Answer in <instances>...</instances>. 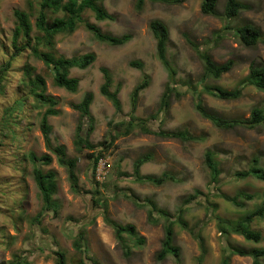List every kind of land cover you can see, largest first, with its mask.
Masks as SVG:
<instances>
[{
	"label": "rangeland",
	"instance_id": "374dc122",
	"mask_svg": "<svg viewBox=\"0 0 264 264\" xmlns=\"http://www.w3.org/2000/svg\"><path fill=\"white\" fill-rule=\"evenodd\" d=\"M201 1L186 0L180 5H167L147 0L138 11L135 8L136 0H103V7L114 16V20H96L90 11H86L84 17L102 32L117 36L127 33L131 39L123 45L112 46L98 41L83 26L72 34L57 35L52 50L57 56L95 54L94 62L87 68L70 69L69 75L79 79L76 92L55 86L52 69L33 57L27 49L14 57L0 83V264H7L15 255L26 257V264H55L54 251L58 249L66 252L69 259L67 264H72L71 260L79 256L72 247V235L80 230L85 231L87 255L97 259L100 264H195L199 247L192 231L200 233L204 240L206 254L202 264H219L223 253L230 251L231 246L245 250L264 248V216L250 223L252 229L261 233L259 242L247 241L241 235L228 231L227 225H224L227 232H220L223 223H218L215 218L237 220L264 203V180L235 176L236 171L248 169L254 157L259 158V166L264 170L263 126L259 125L256 129L217 128L194 110L195 98L191 91L180 99L171 98L168 110L158 112L167 72L155 53V39L148 28L150 20L158 19L168 27L167 57L176 69L179 90H187L185 82L188 81L197 84L198 90L204 88L201 81L202 63L185 35L201 48L208 49L215 61H235L233 68L220 79L204 82L210 86L232 89L245 78L251 61L257 58L264 61L263 43L245 47L227 31H223L224 36L215 42L216 31L222 28V19L202 14ZM242 1L252 8L241 12L232 25L251 23L264 33V0ZM224 2L217 0V14L222 13ZM27 8L28 0H0V66L14 53L11 44L13 10ZM31 21L34 23V16ZM131 60L142 61L143 68L130 66ZM25 64L33 66L35 72L44 77L46 93L57 100L55 108L58 113L48 117L52 126V143L64 145L67 155L77 159L78 192L70 189L67 171L58 165L54 156L53 161L43 167L57 174L58 190L54 197L60 208L55 216L52 212H45L38 222L33 218L41 210L42 202L31 175L32 164L24 155L29 151L38 155L48 152L39 128L45 107H38L31 97H27L26 101L31 105L24 106L26 90L20 86V78ZM100 67H107L111 72L114 82L111 90L120 85L118 98L122 111L119 114L111 101L99 91L102 83ZM145 74L150 82L140 93L135 116L145 119L152 130L185 129L199 136L200 140L159 137L137 128L127 135L113 133L115 125L109 126L108 121L117 123L127 120L131 91ZM86 92L93 94L89 108L93 127L88 135L90 143L96 150H101L104 147L99 143L113 138L111 146L103 150L104 156L94 173L85 155L86 150L78 151L74 146L76 128L82 118L71 103H78ZM200 98L210 111L227 118L248 117L252 108H264V91L253 86L245 87L241 97L235 100L217 99L204 91ZM16 100H20V104L13 109ZM82 124L83 131H86L89 123ZM206 149L213 150L219 161V182L214 186H209V174L204 163ZM147 153L152 157L142 165L141 174L159 176L167 171L177 181L162 185L133 181L130 175L133 161ZM194 190L201 193L189 197L195 195ZM239 191L253 195V199L245 200L242 207L234 206L220 196V192L235 195ZM125 193L137 196L140 203L148 199L154 201L173 219L177 217V210L183 208L182 218L187 224L186 228L174 224V244L179 248L177 261L172 255L161 261L156 260L155 254L161 247L164 235V220L154 213L158 222H149L150 207L138 206L124 197ZM188 197L190 199L185 202ZM96 198L106 200L107 214L111 219L121 224H133L138 233L144 236V245L131 247L129 257L123 254L112 228L103 221L100 205L94 204ZM85 261L91 264L87 259ZM230 264H252V259L250 256L233 255ZM260 264H264V257L260 258Z\"/></svg>",
	"mask_w": 264,
	"mask_h": 264
},
{
	"label": "trees",
	"instance_id": "16d2710c",
	"mask_svg": "<svg viewBox=\"0 0 264 264\" xmlns=\"http://www.w3.org/2000/svg\"><path fill=\"white\" fill-rule=\"evenodd\" d=\"M103 0H28L27 10L14 9V27L11 35V44L14 49L13 55L8 61L0 66V83L2 75L10 68L11 61L21 51L27 49L29 53L42 61L47 67L53 71V84L59 88H63L70 92H76L79 86V79L69 75L71 68L85 69L91 65L95 60V54L92 52L84 53L79 56L64 57L55 55L52 50L55 46L56 36L59 34H72L78 27L83 26L86 30L91 32L94 37L100 41L112 46H120L127 43L131 39V35L124 33L122 35H112L102 32L100 28L89 22L84 13L90 11L96 20H114V16L106 11L102 5ZM147 0H136L135 8L140 11ZM153 3H163L167 5H180L186 0H148ZM217 0H202L200 3V12L204 15L219 16L222 19V28L216 31L214 41L218 42L224 34L223 31L229 32L235 36L238 42L245 47H254L258 43L264 44V33L260 32L251 23H243L233 26L232 21L236 19L241 12L248 11L252 8L249 3L242 0H225L221 14L216 12ZM34 16V23L31 17ZM148 28L155 39V53L166 69L167 81L164 91L160 96L158 112H166L169 108L171 98L180 99L187 91L194 94V110L203 118L209 120L215 127L220 129H233L235 127H242L246 129H256L259 125L264 128V108L254 107L248 117H233L227 118L215 112L210 111L200 94L204 91L210 96L221 100H235L241 97L243 89L247 86H253L258 90L264 91V61L260 58L254 59L248 66V72L245 78L233 89L223 88L218 85L210 86L205 84L206 80H218L221 76L229 72L235 65V61L227 59L221 63L215 61L210 55L208 49L201 48L196 42L190 40L187 35L185 39L188 44L194 49L198 58L202 63L201 81L204 88L198 90V85L188 81L185 82L187 90H179L177 88L176 69L171 64L167 57V46L169 42V30L165 23L158 19L150 20ZM129 65L143 68V62L140 60H131ZM23 75L20 78V86L26 90L24 94V106L27 104V97L33 98L39 106H44L45 109L41 113L39 120V128L42 133L47 153L36 154L29 151L24 157L32 164L31 175L37 187L40 200L42 202L41 210L36 213L33 220L40 221L45 212H52L57 215L60 204L55 199L57 193V174L54 170H44L43 167L49 165L55 157L58 165L64 167L67 171V179L69 181L70 189L73 192H78V178L76 174L77 159L69 157L66 148L62 144H53L51 141L52 126L48 122L49 116H54L58 113L55 106L57 100L46 93V81L44 77L35 72V68L28 64L24 65L22 69ZM102 75V83L99 87L100 93L111 101L114 110L117 114L122 111V104L118 98L117 87L111 90L114 82L111 72L107 67H100ZM150 78L147 74L143 75L142 80L138 82L132 89L129 104L130 112L127 120H119L117 123L109 120L108 125L113 126V133L116 135H127L134 129H139L143 133L154 134L159 137L176 138L182 141H198L199 136L189 133L187 130L165 131L163 129L152 130L146 124V120L135 116L137 102L140 93L148 87ZM1 89V86H0ZM93 101L92 92H86L78 103H71V107L77 110L82 118V122H88V128L83 131L82 122L77 126L74 136V146L76 150H86V157L89 160L93 173L96 171L98 162L104 156V149L111 146L113 138H106L99 143L103 146L101 150H96V147L89 141V133L92 130L91 117L89 115V108ZM20 100H16L12 105L18 106ZM11 110H9L10 112ZM151 154H143L136 158L132 164L131 177L132 180L139 183H151L154 185H162L165 182H176L177 178L171 172H163L159 176L141 174V167L151 159ZM204 163L209 174V186L216 185L219 182L220 168L219 161L215 157V153L211 149H206L204 152ZM235 176L238 178H245L252 176L257 179L264 180V170L259 166V158L254 157L248 169L236 171ZM216 189V188H215ZM195 195L189 197L193 198L201 192L194 190ZM124 197L132 200L138 206L147 205L148 221L157 223L158 218L154 217L157 213L159 217L164 220L163 225V239L161 247L156 252L155 258L158 261L164 260L167 256L172 255L177 261L179 257V248L174 244V224L178 223L181 227L186 228L187 224L183 220V208L177 210V217L175 219L166 211L158 208L156 203L152 200L140 203L137 196L133 194H123ZM220 196L230 202L232 205L242 207L245 200L253 199V195L244 191H239L235 195H227L220 192ZM187 198V202L190 198ZM146 203V204H145ZM94 204L101 207L103 221L112 228L114 237L121 246L123 254L129 257L131 254V247L143 246L145 243L144 236L140 235L133 224H121L111 219L107 214V203L103 198L94 199ZM264 216V203H261L252 211L247 212L237 220H225L219 216H215L218 223H223L220 227V232H227L224 225L228 226V231L241 235L247 241L259 242L261 240V233L250 227V223L255 218H262ZM219 225V224H218ZM220 226V225H219ZM192 235L198 242L199 255L196 258L195 264H202L206 248L204 240L200 233L192 231ZM72 247L79 254L78 258L71 260L72 264H88L85 259L91 264H100L97 259L87 255L88 246L85 237V231L80 230L72 235ZM55 264H67L68 258L64 250L58 249L54 251ZM233 255L250 256L252 264H260V258L264 257V248L253 247L250 250H245L238 246H231L230 251L224 252L219 264H230V259ZM86 257V258H85ZM28 263L26 257L15 255L14 258L7 264H26Z\"/></svg>",
	"mask_w": 264,
	"mask_h": 264
},
{
	"label": "clouds",
	"instance_id": "9594fccd",
	"mask_svg": "<svg viewBox=\"0 0 264 264\" xmlns=\"http://www.w3.org/2000/svg\"><path fill=\"white\" fill-rule=\"evenodd\" d=\"M233 89V88H232Z\"/></svg>",
	"mask_w": 264,
	"mask_h": 264
}]
</instances>
